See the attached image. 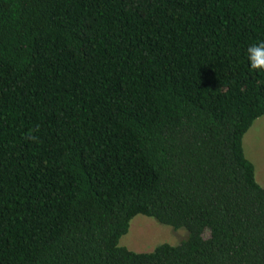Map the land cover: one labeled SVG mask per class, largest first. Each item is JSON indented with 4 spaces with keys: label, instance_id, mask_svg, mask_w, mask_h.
Masks as SVG:
<instances>
[{
    "label": "trees",
    "instance_id": "obj_1",
    "mask_svg": "<svg viewBox=\"0 0 264 264\" xmlns=\"http://www.w3.org/2000/svg\"><path fill=\"white\" fill-rule=\"evenodd\" d=\"M261 41L264 0H0V264H264Z\"/></svg>",
    "mask_w": 264,
    "mask_h": 264
},
{
    "label": "rangeland",
    "instance_id": "obj_2",
    "mask_svg": "<svg viewBox=\"0 0 264 264\" xmlns=\"http://www.w3.org/2000/svg\"><path fill=\"white\" fill-rule=\"evenodd\" d=\"M246 156L254 163L257 181L264 186V115L257 118L243 138ZM120 244L135 251H152L160 243L178 244L188 237L185 227L173 228L138 214Z\"/></svg>",
    "mask_w": 264,
    "mask_h": 264
},
{
    "label": "clouds",
    "instance_id": "obj_3",
    "mask_svg": "<svg viewBox=\"0 0 264 264\" xmlns=\"http://www.w3.org/2000/svg\"><path fill=\"white\" fill-rule=\"evenodd\" d=\"M247 58L251 69L264 72V41L251 44L247 48Z\"/></svg>",
    "mask_w": 264,
    "mask_h": 264
}]
</instances>
